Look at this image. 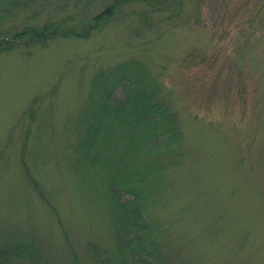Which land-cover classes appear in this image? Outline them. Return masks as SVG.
Returning a JSON list of instances; mask_svg holds the SVG:
<instances>
[{"label": "rangeland", "instance_id": "374dc122", "mask_svg": "<svg viewBox=\"0 0 264 264\" xmlns=\"http://www.w3.org/2000/svg\"><path fill=\"white\" fill-rule=\"evenodd\" d=\"M165 1L152 27L144 6L124 7L86 39L0 55V248L15 235L39 255L18 264H101L113 250L98 181L71 171L70 129L94 73L127 60L160 81L183 135L144 209L167 264H264V0ZM53 5L33 0L3 26Z\"/></svg>", "mask_w": 264, "mask_h": 264}, {"label": "trees", "instance_id": "16d2710c", "mask_svg": "<svg viewBox=\"0 0 264 264\" xmlns=\"http://www.w3.org/2000/svg\"><path fill=\"white\" fill-rule=\"evenodd\" d=\"M34 1L40 6L54 5L47 12L41 7L40 13L45 15L41 21L31 20L16 28L4 27V20L30 10L33 0H0V55L46 47L56 39H86L123 19L124 7L144 6L139 15L152 27L147 15L161 13L171 5L165 0ZM174 1L179 2L172 0L170 12L179 9L180 3L175 7ZM116 88L121 89L120 97L115 95ZM73 124L71 171L87 181H98L113 235V250L101 257L97 254L96 261L167 264L169 259L160 250L161 238L151 237L152 223L144 209L148 200L160 193L157 187L165 189L167 172L180 164L184 147L177 117L162 94L160 81L142 61L127 60L99 69L89 81L86 100ZM25 145L24 141L21 153ZM21 163L24 166L22 157ZM32 184L42 198L37 183ZM14 237L12 244L0 248V264L33 261L39 256L35 244Z\"/></svg>", "mask_w": 264, "mask_h": 264}]
</instances>
